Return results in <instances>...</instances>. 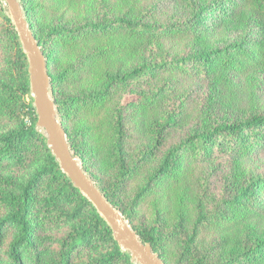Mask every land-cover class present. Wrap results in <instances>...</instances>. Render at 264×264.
Instances as JSON below:
<instances>
[{
	"label": "trees",
	"instance_id": "16d2710c",
	"mask_svg": "<svg viewBox=\"0 0 264 264\" xmlns=\"http://www.w3.org/2000/svg\"><path fill=\"white\" fill-rule=\"evenodd\" d=\"M96 1L102 11L96 7ZM20 2L47 59L52 94L72 150L94 181L95 166L104 164L113 171L109 185L97 181L96 184L142 241L149 242L165 264H264V237L247 236L246 241L233 245L225 239L206 244L201 237L204 227H219V236L224 234L240 219L254 213L258 200L264 199V175L249 176L242 161L264 152V112L253 111L236 120L206 123L161 155L166 133L181 114L154 116L162 96L170 92L171 79L168 76L153 90L147 89L150 86L147 83L151 82L146 81L157 78L160 68L188 71L190 76H212L224 82L229 80V73L264 70V0H192L188 18L166 20L154 18L150 8L122 12L110 0ZM55 10L69 12V22L52 24L47 18ZM83 12L85 22L80 24L76 22L80 21L76 13L82 17ZM3 17L8 25L10 46L4 73L0 75V120L15 126L0 132V166L29 156L37 160L38 166L21 185L0 176V203L7 207L0 217V246L6 225L15 224L17 231L7 252L12 264H23L20 251L26 249L34 254L31 238L35 230L53 219H73L75 212L59 211L65 201L80 197L91 208L92 215L83 224L73 226L65 239L69 250L100 240L109 244L112 252L78 264H114L120 260L133 264L129 253L114 241L109 225L93 204L61 171L45 137L37 131L27 56L11 19L4 14ZM225 27H236L242 35L237 41L215 47L209 39L211 31ZM177 38L187 41L185 56L169 60L158 52L155 64L153 58L129 70L99 73L103 59L120 55L119 47L126 46L128 41L144 47L155 41L162 47L166 40ZM65 55L76 56L75 63L63 64ZM80 72L92 78L72 92V83L82 80ZM74 118L76 123L71 124L69 121ZM128 122L144 140L136 160L125 143L130 130ZM35 146L43 149V153L35 151ZM218 154L241 160L229 177L232 198H225L224 205L221 202L205 213L201 206H191L190 195L181 189L187 175L186 162ZM153 159H157L158 165L144 172V163ZM138 178L136 194L130 209L126 208L120 204L117 193ZM151 197L153 219L148 225H137L132 207ZM227 209L232 213L228 214ZM63 264H69L68 259Z\"/></svg>",
	"mask_w": 264,
	"mask_h": 264
},
{
	"label": "rangeland",
	"instance_id": "374dc122",
	"mask_svg": "<svg viewBox=\"0 0 264 264\" xmlns=\"http://www.w3.org/2000/svg\"><path fill=\"white\" fill-rule=\"evenodd\" d=\"M109 3L120 7L122 12L132 10L131 12L135 13L141 9L150 8L154 18L166 20L169 17L176 19L188 18L192 13L191 6L193 2L192 0H110ZM96 7H98L99 11H102L98 1H96ZM3 14L8 16L4 2L0 0V75L4 73L5 59L8 55L7 46H10L8 25ZM78 14L76 13V17L80 21L76 20V22L84 23V12L81 15L82 17ZM47 19H50L52 24H57L58 22L67 23L69 22V12L55 10ZM241 35L242 33L236 27H225L224 29L212 30L209 39L215 47H221L224 43L239 40ZM163 45L159 47L155 41L146 47L131 41H128L124 47L115 45L117 48L119 47L118 50L121 54L103 59L99 65V73L129 70L140 65L141 62L152 61L153 58V63L155 64L158 60L156 58L158 52H161L163 57L169 60L175 57L179 58L185 56L188 49L187 41H181L178 38L166 40ZM75 57L65 55L62 63H65V65L74 64L76 61ZM158 74L157 78L153 77V79L146 80L151 82L147 83L150 85L147 89L153 90L155 89L154 87L161 86L164 83V79L169 76L171 81L168 91L170 92L162 96L159 108L156 109L157 112H154L153 115L165 118L171 113H174L177 117L181 114L177 119V123L171 126L166 133L160 151L161 155L206 123H215L225 119L236 120L244 114L253 111L264 112V70L255 69L245 74L229 73V80L225 82L212 76H190L189 72L184 70L179 72L160 68L158 69ZM79 76L82 80L72 83L74 90L72 92H77L80 87H83L82 83L87 78H92L90 74L81 72ZM158 78H161V81H157L156 79ZM123 93L124 91L118 92L117 97ZM28 118L26 116L25 120L28 121ZM69 122L75 124L76 119L74 118V121L70 120ZM14 126V123L0 120V132L11 130ZM128 126L130 130L129 132L127 130L125 143L133 156V160H136L138 158V149L144 140L134 130L131 122H128ZM40 133L44 136L42 132ZM34 149L43 153L41 148L35 146ZM240 160V158L232 157L229 154H218L206 159L196 157L190 162H186L187 175L185 184L183 183L181 189L190 195L191 206H201L200 210L203 208L204 212L208 213L220 205L221 202L224 205L225 198H232L233 193L229 177L235 171L236 165ZM242 161L243 167L247 170L249 176L259 177L264 175V152L244 158ZM144 164L146 165H144V172H147L151 167L157 166L158 162L157 159H153ZM37 166L38 162L32 156L17 163L5 162L0 166V176L11 178L18 185H21L29 179ZM103 166H95L93 171L95 182L109 185L113 171L104 164ZM139 178L131 181L117 193L122 206L130 209L133 197L136 194ZM151 200H153V197L141 202L137 207H132L135 212L134 219L137 225H148L152 221ZM6 211L7 207L0 203V217L4 216ZM59 212H75V214L73 219L68 217H64L65 219L62 220L53 219L45 223L41 228L36 229L31 238V243L35 250L34 254H30V251L26 249L20 251L23 264H63L66 259H68L69 264H78L100 258L112 252L111 246L100 242V240H96L92 244H83L76 250H69L68 242L65 239L73 226L83 224L92 215L91 208L83 203L80 197H76L72 201H65ZM227 212L228 214L232 213L230 209H227ZM203 229L201 237L206 244L225 239L228 244L233 245L246 241L248 237L251 239L264 237V199L260 198L258 200L254 213L246 219H240L220 236L218 234L219 227L212 229L204 227ZM16 231L15 224L6 225L3 242L0 246V264H12L7 251ZM114 264H126V262L125 260H120Z\"/></svg>",
	"mask_w": 264,
	"mask_h": 264
},
{
	"label": "water",
	"instance_id": "95a60500",
	"mask_svg": "<svg viewBox=\"0 0 264 264\" xmlns=\"http://www.w3.org/2000/svg\"><path fill=\"white\" fill-rule=\"evenodd\" d=\"M5 10L18 34L27 56L33 107L37 115L36 129L44 134L51 154L61 171L95 207L109 225L114 241L129 253L134 264H165L149 242L144 243L123 213L114 206L83 169L81 159L74 153L52 96L51 77L47 59L30 29L20 0H3Z\"/></svg>",
	"mask_w": 264,
	"mask_h": 264
}]
</instances>
